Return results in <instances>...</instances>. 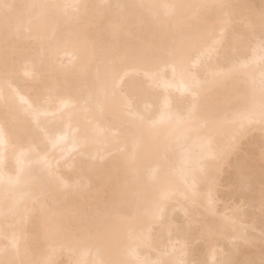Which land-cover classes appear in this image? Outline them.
<instances>
[{
	"label": "bare ground",
	"instance_id": "6f19581e",
	"mask_svg": "<svg viewBox=\"0 0 264 264\" xmlns=\"http://www.w3.org/2000/svg\"><path fill=\"white\" fill-rule=\"evenodd\" d=\"M0 264H264V0H0Z\"/></svg>",
	"mask_w": 264,
	"mask_h": 264
},
{
	"label": "rangeland",
	"instance_id": "374dc122",
	"mask_svg": "<svg viewBox=\"0 0 264 264\" xmlns=\"http://www.w3.org/2000/svg\"><path fill=\"white\" fill-rule=\"evenodd\" d=\"M256 135H257V134H256ZM243 148H245V146H243L242 149H243ZM244 150H245V149H244ZM228 172L230 173V169L227 170L225 174H226V175L229 174ZM226 175H225V176H226ZM225 176H224V178H226ZM227 177H228V175H227ZM221 188H222V187H221ZM221 188H220V189H221ZM223 189H224V190H223ZM223 189H222L223 191L219 192V195H220V193H222V195H223V196H222L223 199H221V195L219 196L220 199H221V204L219 203V205H220L221 208L219 207V209L222 210L223 207L226 206L227 203H229V204H228V207H229V206H234L235 203H236V205H238L239 202H240V199H238L237 197H235V199H233L231 196H229V198H230V200H231V202H229L230 200H229V198H228V196H227V192H228V194H229V191H228L229 188L227 187V189H226V185H225V186H223ZM226 191H227V192H226ZM223 193H224V194H223ZM225 196H226V197H225ZM226 198L228 199L227 201L225 200ZM232 199H233V200H237V199H238V200H237V201H233ZM222 200H223V202H222ZM232 202H233V203H232ZM234 202H235V203H234ZM224 203H225V204H224ZM221 205H224V206L222 207ZM246 207H247V206H246ZM246 207H245V208H246ZM245 208H244V209H245ZM247 209H248V208H246V210H247ZM177 214H178V213H177ZM175 215H176V214H174L173 217H174ZM178 215H180V214H178ZM176 217H177V215H176ZM176 217H174L173 219H175V221H177L178 223L181 222V220H182V216H181V217H178L179 220H176ZM178 218H177V219H178ZM197 243H198V242H196V247L199 246V243H198V244H197ZM197 245H198V246H197ZM194 247H195V245H194Z\"/></svg>",
	"mask_w": 264,
	"mask_h": 264
}]
</instances>
